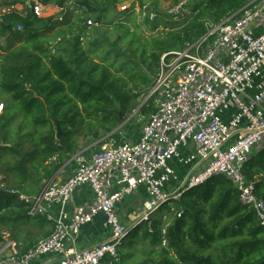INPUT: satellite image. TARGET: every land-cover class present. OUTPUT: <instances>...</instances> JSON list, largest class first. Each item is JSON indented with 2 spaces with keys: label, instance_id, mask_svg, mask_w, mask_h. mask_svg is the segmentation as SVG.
Wrapping results in <instances>:
<instances>
[{
  "label": "trees",
  "instance_id": "obj_1",
  "mask_svg": "<svg viewBox=\"0 0 264 264\" xmlns=\"http://www.w3.org/2000/svg\"><path fill=\"white\" fill-rule=\"evenodd\" d=\"M39 1L45 5L53 2L55 6L73 8L79 14L72 10L59 21L53 17H39L28 7L25 14L12 10L0 19V36L8 35V39L21 44L18 49L0 51V92L9 97L0 116V175L3 176L0 243L4 241V230L19 231L25 224L44 230L42 239L54 230L53 222L43 217L31 223L26 205L9 191L29 192L28 186L43 187L80 152V135L98 140L102 132L112 134L116 131L139 106L142 91L153 86L164 53L198 41L206 34L207 23H221L238 13L249 0L196 1L192 4L189 23L182 20L171 24L167 36L147 41L137 62L132 60L139 49L133 46L140 41L137 32L133 33L131 44L124 51L115 43L105 56L97 59L96 55L103 50L100 43L107 41L104 39L107 38L105 25L115 22L122 14L117 11L115 0ZM0 6H5L4 0H0ZM135 9L133 4L123 14ZM89 19L98 25L88 28ZM146 19L156 30L158 17L153 21ZM17 23L22 25V30L15 28ZM54 33L55 40L60 43L51 52L48 50L52 40L49 34ZM91 33L104 38L92 39L88 37ZM110 53L115 54L116 59L120 55L126 59L121 65L117 62L107 64L106 57ZM26 145L29 150L25 149ZM100 149L93 146L84 153L91 155ZM262 150L252 155L245 165L244 172L250 180L253 179L251 168L264 171V148ZM261 187L262 182H258V194L264 199ZM171 202L177 214L170 219V224L151 220L153 231L143 236H140L139 226L132 238L129 233L118 246L120 263L110 262V259L106 263L132 264L138 255L133 253L139 239L146 242L152 237L151 259L141 264H264V227L241 203L229 179L214 177L182 193L180 200ZM163 238L166 245L162 247ZM39 241L25 239L21 250L26 252ZM122 249L133 252L122 253Z\"/></svg>",
  "mask_w": 264,
  "mask_h": 264
},
{
  "label": "built area",
  "instance_id": "obj_2",
  "mask_svg": "<svg viewBox=\"0 0 264 264\" xmlns=\"http://www.w3.org/2000/svg\"><path fill=\"white\" fill-rule=\"evenodd\" d=\"M196 1L179 0L167 15H191L189 6ZM29 7L42 17L51 6L35 0ZM57 7L58 20L63 21L66 9ZM136 10L150 21L158 17L146 6ZM6 12L0 6V18ZM97 25L92 19L87 21L88 28ZM206 27L198 41L162 56L150 91L156 110L138 140L103 146L91 155L79 152L36 194L9 191L26 205L29 218H46L54 230L26 252L4 237L5 255L0 264L118 262V246L140 224L135 219L129 227L123 225L119 206L128 196L145 191L147 199L139 219L149 221L162 206L214 177L229 179L241 203L264 227V199L258 194L257 182L244 172L253 152L264 148V0H249L238 13ZM4 111L0 102V115ZM184 150H189L187 155ZM174 161L195 169L172 194L171 183L178 180L171 166ZM81 189L88 190L91 198L75 204ZM101 215L111 239L80 249L83 227ZM162 243L166 245L165 238Z\"/></svg>",
  "mask_w": 264,
  "mask_h": 264
},
{
  "label": "rangeland",
  "instance_id": "obj_3",
  "mask_svg": "<svg viewBox=\"0 0 264 264\" xmlns=\"http://www.w3.org/2000/svg\"><path fill=\"white\" fill-rule=\"evenodd\" d=\"M33 1V0H32ZM47 1V0H46ZM5 6L3 9L5 11H12V10H17L21 13H26L27 8L29 7L31 0H4ZM117 2V11L121 12L118 16V19L115 20V22L110 23L108 22V26L105 29L107 31V38H104L100 35H94L91 33V36H88L92 39H106L107 41H103V43H100V46H102L103 50L98 52L97 59L99 60L100 57H103L106 55V53L109 52L111 48H113L114 44H118L122 51H124L130 44L131 40L133 38V33H138V37H140V41H138L133 46H139V49H137L138 54L137 56H133L132 60L133 61H139L138 55L141 53V51L145 48H143V44H145L147 41L151 40L152 38H161L167 36L168 32H170V25L174 24L176 22H180L182 20L186 21L187 24L191 20L192 15H188V18H184L182 16L179 17H169L167 15V12L173 8L179 0H115ZM49 6H54V8H49L44 12L42 15V18H51L53 17L54 19L58 20L61 17V12L59 10V7L57 5L55 6L52 3ZM135 7H139L140 4H143V6H146L150 12L156 13L158 16V20L155 22L157 24V28H153V23L149 22L146 23L147 19H144L143 16L138 13V11L135 9L132 13H125V10H127L131 5ZM194 5H190L189 10L193 9ZM73 8H66V13H70ZM74 14H79V12L74 10ZM114 13L110 15L112 18ZM70 16L74 20L73 14L71 13ZM1 19V18H0ZM128 19V20H127ZM93 20V19H92ZM94 21V20H93ZM66 22V20H65ZM94 23V22H93ZM186 24V25H187ZM168 25V26H167ZM185 25V26H186ZM136 26H138V29H136ZM15 28L20 31L23 29L22 25L17 23L15 24ZM181 28V27H180ZM92 32H94L92 30ZM51 35L52 40L50 41V46L48 47V50L51 52H54L55 49L59 46L60 40H55L54 34H49ZM8 36V35H7ZM2 37L0 36V51L4 53L8 49H18L20 48L21 44L18 43V41L8 39V37ZM138 44V45H137ZM193 44V42H192ZM46 46L48 44H45ZM83 45H86L84 43ZM147 48V47H146ZM151 48H154V46H151ZM149 49V48H148ZM174 51V50H173ZM130 53L129 51H127ZM167 53V52H166ZM165 54V53H164ZM163 54V55H164ZM115 54L110 53L109 56H107V64H112L114 62H117L119 65L123 63V61L126 59L124 55H120L117 59L114 57ZM116 60V61H115ZM121 62V63H120ZM111 66V65H110ZM129 67H132V64L128 65ZM113 70L117 72V68L113 67ZM131 69V68H129ZM154 82V80H153ZM152 87V86H151ZM151 87L146 88L142 91L140 97H139V106L135 110L134 113H132L130 116H128L126 119L123 120L122 124L117 128L116 131H114L112 134H106L105 132L101 133V136L98 140H94L92 138H87L84 137L83 135H80L78 138L79 144H80V152H84L85 150L91 148L94 146V148H102L103 146H108V147H115L120 144H122L125 141L132 140L135 141L137 137L140 135L141 129L143 125L148 121L149 117L152 115L154 112V109H156V101L155 97L151 96L150 91ZM9 100L8 96H5L1 94L0 92V102L5 105V102ZM1 114L0 116H2ZM18 123V121L15 123V125ZM103 143V144H102ZM100 144H102L100 146ZM26 150H29V146H25ZM263 151V150H262ZM258 150L253 152V155L256 154ZM261 152V151H260ZM259 153V152H258ZM257 153V154H258ZM264 153V152H263ZM176 163L173 162L174 169L177 172V177L178 180L172 181V184H179L176 185L175 188H170L169 192L170 193H175L180 189L183 184H184V176H187V169L190 170L191 168H187V166L175 161ZM186 169V170H185ZM252 169V176H253V181L255 182H262V191L264 192V171L258 172V168ZM3 179V176L0 175V186L2 187L3 184L1 183ZM184 180V181H183ZM180 182V183H179ZM180 186V187H179ZM29 192L26 191L29 194L36 193L39 189H36V187L33 186H28ZM142 194V193H141ZM137 193L131 197H127L126 201L122 204V210L120 211V214H123L125 216V211L128 210V214L126 218L124 219L123 225L125 227H129L132 222L136 219L139 223L137 228H139L141 235L143 236L147 233V231H153V224L151 226L150 221L152 222H157L158 220H163L167 224L171 223V218L177 214L175 211L173 202L167 203L164 206H162L158 211H156L152 216H150V220H141L139 219V214L141 210L143 209V201H145L147 198L143 194V196ZM131 215V216H130ZM39 221V218H32L30 220L31 223H35ZM136 221V222H137ZM22 229L18 230H4V237L9 238L11 241H15L16 244L20 248H23L25 246V239H32L35 238L36 240H41L43 237L41 235L44 233V230H41L40 228L32 227L31 225H24L21 227ZM135 231V229H132L131 235L129 238H132V234ZM128 235V236H129ZM127 237L124 238V240ZM150 240H147L146 242L142 241L139 239L138 244H137V250L134 251L133 254H138L135 259L132 260V264H141L143 261L150 260V252L152 250V237L149 238ZM165 244L162 243L161 246L163 247ZM4 246H5V240L0 243V259L5 255L4 253ZM132 250V249H131ZM131 250H124L122 249V253H132L133 251ZM128 253V254H129ZM120 263V262H117ZM107 264V263H106Z\"/></svg>",
  "mask_w": 264,
  "mask_h": 264
},
{
  "label": "crops",
  "instance_id": "obj_4",
  "mask_svg": "<svg viewBox=\"0 0 264 264\" xmlns=\"http://www.w3.org/2000/svg\"><path fill=\"white\" fill-rule=\"evenodd\" d=\"M49 6V5H48ZM49 8H54V6H51V7H48L47 8V10L49 9ZM141 133V132H140ZM140 136V135H139ZM139 136L137 137V139H135V140H138V138H139ZM188 152H189V150H184V154H188ZM90 155V154H89ZM174 163H176L175 161H174ZM171 166H173V162H171ZM174 167V166H173ZM187 168H189V167H187ZM190 168L193 170V169H195V167L194 168H192L191 166H190ZM186 170L187 171V175L192 171V170ZM69 171H71V169L69 170ZM184 178V180L187 178V176H184L183 177ZM183 180V181H184ZM180 183V182H179ZM176 185H179V184H173V186H171L172 188H175V186ZM170 187V188H171ZM180 187V186H179ZM169 188V189H170ZM39 191V190H38ZM37 191V192H38ZM36 192V193H37ZM36 193H32V194H36ZM137 193H139V194H141L142 196H143V194L146 196V198H147V195L145 194V191L144 190H141V191H139V192H137ZM137 193H135V194H137ZM31 194V195H32ZM135 194H133V195H135ZM133 195H130V196H128V197H131V196H133ZM91 198V196H90V194H89V192H88V190H86V189H81V190H79L77 193H76V196H75V199H74V202H75V204H79V203H82V202H84V201H87V200H89ZM126 201V200H125ZM124 201V202H125ZM123 202V203H124ZM144 202L145 201H143V204H144ZM122 203V204H123ZM122 204H120V206H119V215H120V218H121V220H122V222H124V219L126 218V216H127V214H128V210H126L125 211V216L123 215V214H120V211L122 210ZM131 216V215H130ZM104 220H105V217L103 216V215H101V216H98L95 220H94V222L93 223H91V224H88V225H86V226H84L83 227V229H82V233H81V236H80V244H79V248L80 249H82V250H85V249H88V248H91V247H94V246H96V245H99V244H101L102 242H104V241H107V240H110L111 239V234L104 228Z\"/></svg>",
  "mask_w": 264,
  "mask_h": 264
},
{
  "label": "water",
  "instance_id": "obj_5",
  "mask_svg": "<svg viewBox=\"0 0 264 264\" xmlns=\"http://www.w3.org/2000/svg\"><path fill=\"white\" fill-rule=\"evenodd\" d=\"M60 135V134H59ZM3 190V189H2Z\"/></svg>",
  "mask_w": 264,
  "mask_h": 264
}]
</instances>
